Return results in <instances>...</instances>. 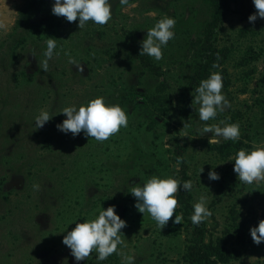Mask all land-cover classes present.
<instances>
[{"label":"rangeland","instance_id":"1","mask_svg":"<svg viewBox=\"0 0 264 264\" xmlns=\"http://www.w3.org/2000/svg\"><path fill=\"white\" fill-rule=\"evenodd\" d=\"M53 2L0 0V264H97L95 251L77 262L62 243L75 222L61 231L73 217L93 218L100 204L115 205L127 222L124 251L135 264H264V242L249 233L264 219V181L241 182L226 161L264 143V19L248 21L252 0H112L113 19L83 29L52 14ZM165 14L175 17L176 35L155 61L140 53L139 42ZM47 36L57 38L58 54L44 71ZM211 71L222 72L231 107L197 123L192 96ZM96 95L129 113L128 126L108 140L60 132L63 113L33 129L41 110L60 112ZM220 120L239 122V141L209 145L210 132L183 136L185 121L197 135L196 127ZM177 156L185 158L178 171ZM209 169L220 178L209 180ZM153 174L193 180L192 191L177 193L181 223L173 217L160 229L134 207L131 187ZM201 193L213 214L193 225ZM99 264H121V257L113 253Z\"/></svg>","mask_w":264,"mask_h":264},{"label":"clouds","instance_id":"2","mask_svg":"<svg viewBox=\"0 0 264 264\" xmlns=\"http://www.w3.org/2000/svg\"><path fill=\"white\" fill-rule=\"evenodd\" d=\"M123 6H127L129 0H119ZM256 12L250 14L247 19L254 22L257 17L264 19V0H252ZM112 0H54L51 12L56 16H62L68 22L76 21L79 29H83L89 21L96 25H106L113 19ZM176 19L170 15H163L156 20L152 27L146 31V36L139 42L140 53L152 57L155 61L163 59V50L170 40L175 38ZM46 48L43 50L41 69L49 70V60L56 53L57 38L47 36ZM34 56V53L30 51ZM58 54V53H56ZM70 65L76 66V71L82 72L83 65L70 52L65 51ZM220 65L212 63V68L217 69ZM223 88V75L221 71H211L209 75L201 79L195 87V95L192 102L198 107L197 123L214 120L219 112H225L231 107ZM58 113H63L65 118L56 124V128L65 134L72 136L82 134L88 139L103 142L126 128L129 122V113L119 103H110L103 95H96L86 102L69 104L60 112L41 110L34 117L33 129L42 127ZM193 124L189 121L183 123V136L192 138L205 133H211L208 137V144H219L222 141H239L241 137L239 122L228 123L220 120L218 123H203L195 128L197 135H191L189 129ZM185 161L183 156L175 158L174 169L179 170L181 163ZM226 161L233 163V171L239 180L246 184L259 183L264 181V143L256 144L250 149L239 148ZM225 162V161H224ZM203 172L200 166L199 174ZM209 180H218L219 173L209 169L207 173ZM200 180V178H199ZM34 190L39 191L41 185L34 183ZM192 191L194 184L192 179L181 180L175 174L150 175L142 183L131 187L130 193L135 197L134 207L143 215L147 213L161 229L170 218L173 223H181L183 213H177L179 204L177 193ZM208 189V188H207ZM208 195L201 193L192 204V212L189 219L193 225H199L212 216V210L208 207ZM115 205L104 208L100 204L97 213L91 219H84L82 222L73 217L67 226L75 222L71 230L66 231L62 237V243L66 245L75 261H85L93 251L96 252L97 264L106 260L111 254L117 253L121 257V264H135L136 256L124 251L127 248L126 240L121 229L126 227V221L115 211ZM175 213V215H174ZM252 241L256 244L264 242V219H260L256 226L249 228Z\"/></svg>","mask_w":264,"mask_h":264},{"label":"trees","instance_id":"3","mask_svg":"<svg viewBox=\"0 0 264 264\" xmlns=\"http://www.w3.org/2000/svg\"><path fill=\"white\" fill-rule=\"evenodd\" d=\"M39 1L43 2L44 0H39ZM45 1H46V0H45ZM34 5H35V4H34ZM38 6H39V7H44V4H40V5H38ZM219 17H220V19H222L224 16H223V14H222V15H220ZM219 17H216V19H219ZM143 61H144L145 64H148V61L145 60L144 58H143Z\"/></svg>","mask_w":264,"mask_h":264}]
</instances>
